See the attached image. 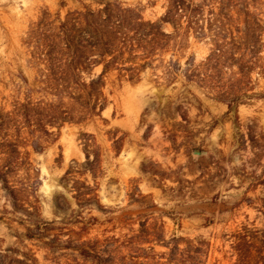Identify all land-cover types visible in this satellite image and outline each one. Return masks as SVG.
I'll return each mask as SVG.
<instances>
[{
    "label": "trees",
    "instance_id": "trees-1",
    "mask_svg": "<svg viewBox=\"0 0 264 264\" xmlns=\"http://www.w3.org/2000/svg\"><path fill=\"white\" fill-rule=\"evenodd\" d=\"M79 2L81 7L65 16L44 10L31 25L28 48L38 72L36 84L24 77V95L0 104V191L11 207L0 220L16 225L18 243L0 248V264H39L28 242L45 256L64 253L85 260L109 257L121 244L129 249L138 244V235L125 238L108 230L101 234L104 239L87 240L99 223L94 212L107 214L114 226L122 220L102 204L104 153L90 132L78 138L85 160L73 161L61 180L69 196L60 193L53 199L52 220L42 215L41 172L32 153H43L65 125L106 121L109 82L135 84L157 61L166 79L176 81L184 68L173 53L169 59L166 55L194 37L210 52L199 64L186 62L188 82L226 104L229 113L264 99V0H150L153 6L161 2L164 11L156 20L120 0H100L97 8ZM229 238L234 264H264V229L243 226ZM101 241L108 245H98ZM171 241L175 247L161 264L207 263L210 242L203 236ZM180 241L188 247L181 248ZM112 244L120 246L110 249ZM144 255L132 260L149 258Z\"/></svg>",
    "mask_w": 264,
    "mask_h": 264
},
{
    "label": "rangeland",
    "instance_id": "rangeland-1",
    "mask_svg": "<svg viewBox=\"0 0 264 264\" xmlns=\"http://www.w3.org/2000/svg\"><path fill=\"white\" fill-rule=\"evenodd\" d=\"M79 1L93 8L100 2ZM79 1L0 0V104L24 95V77L36 84L38 72L28 48L31 25L44 10L65 16L81 7ZM120 1L141 8L147 20L164 12L161 2L153 6L150 0ZM209 52L208 44L190 37L185 46L166 55L169 59L173 53L184 68L176 81L166 79L157 61L135 84L109 82L106 121L65 125L43 153H32L41 172L42 215L52 220L53 199L67 194L61 184L64 174L73 161L85 160L80 133L95 134L106 169L99 180L102 204L122 220L114 226L107 214L94 212L99 223L87 240L104 239V230L125 238L138 235V244L130 249L121 244L118 253L88 260L64 253L45 256L26 243L39 264H161L175 247L171 240L180 236H203L210 242L206 264H234L229 235L243 226L264 229V99L229 113L226 104L209 98L198 83L188 82L186 62L199 64ZM100 72L101 67L95 69ZM196 151L202 154L195 156ZM5 208L11 207L0 191V217ZM15 228L0 220L1 249L18 245ZM185 246L187 242L180 241V247ZM144 254L149 258L132 260Z\"/></svg>",
    "mask_w": 264,
    "mask_h": 264
},
{
    "label": "water",
    "instance_id": "water-1",
    "mask_svg": "<svg viewBox=\"0 0 264 264\" xmlns=\"http://www.w3.org/2000/svg\"><path fill=\"white\" fill-rule=\"evenodd\" d=\"M201 154H202V152H199V151L194 152L195 156H200Z\"/></svg>",
    "mask_w": 264,
    "mask_h": 264
}]
</instances>
